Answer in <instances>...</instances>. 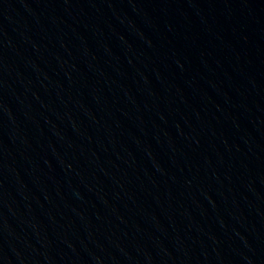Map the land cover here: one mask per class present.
<instances>
[{
    "label": "water",
    "instance_id": "water-1",
    "mask_svg": "<svg viewBox=\"0 0 264 264\" xmlns=\"http://www.w3.org/2000/svg\"><path fill=\"white\" fill-rule=\"evenodd\" d=\"M14 264H264V0L138 106Z\"/></svg>",
    "mask_w": 264,
    "mask_h": 264
}]
</instances>
